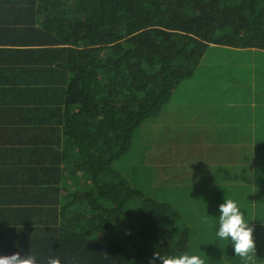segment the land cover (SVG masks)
<instances>
[{
    "label": "trees",
    "instance_id": "obj_1",
    "mask_svg": "<svg viewBox=\"0 0 264 264\" xmlns=\"http://www.w3.org/2000/svg\"><path fill=\"white\" fill-rule=\"evenodd\" d=\"M213 45L242 51L228 50L212 75L194 74ZM247 48L264 50V0H0V109L30 117L33 125L44 119L56 123L40 133L33 130L30 165L17 161L1 167L0 255L32 253L38 264L50 258L61 264H160L155 254L191 250L205 264H248L207 225L218 215L208 201L225 198L221 156L213 155L215 165L192 174L205 182L197 214L207 226L191 231L183 210L148 197L139 188L143 182L131 179L138 165L157 164L160 156L178 163L171 152L174 144L177 150L185 146L181 135L166 133L172 143L152 141V152L134 153L132 182L122 171L143 123L180 92L189 97L201 84L203 104L190 105L196 113L223 109L224 93L248 100L252 68L232 53ZM260 67H254L257 75L263 74ZM189 79L192 85L182 89ZM259 105L255 115L264 113ZM235 112L243 114L235 122L241 127L252 116L249 109ZM257 121L263 131L257 138L261 163L264 119ZM239 134L250 137L246 130ZM217 137L224 140L220 133ZM17 148L16 153L24 151ZM186 156L192 154L184 149L178 160ZM174 168L181 171L177 177L187 172L184 163ZM249 182L240 172V196L249 194ZM259 205L256 218L264 220ZM211 233L221 244L205 243L214 239ZM252 264H264V247Z\"/></svg>",
    "mask_w": 264,
    "mask_h": 264
},
{
    "label": "crops",
    "instance_id": "obj_2",
    "mask_svg": "<svg viewBox=\"0 0 264 264\" xmlns=\"http://www.w3.org/2000/svg\"><path fill=\"white\" fill-rule=\"evenodd\" d=\"M215 48L223 49L222 53H228V50H240L242 49H230L226 46H219V45H213L211 48L208 49L212 50ZM244 50L246 52H244ZM243 52H232L237 53L234 54L236 56L242 55V66L247 67L251 66L252 63H258L261 64V71L262 75H257L256 72H251V78L249 80L250 84V90L248 93V100L240 99L236 100L233 99L231 96H228L227 93H224V98H222V103H220V106H225L223 109H218L216 112L212 111L209 114H216L219 111V115L221 117V124L216 126V128L210 127L208 125H204L202 131L200 130L198 134L193 135L192 138H189L187 136V132L183 131V128H175L174 132L182 134V143L185 145L184 147L177 150V144H174V152H171L173 155L176 156L178 159L182 151L184 149L189 150V153L192 154V156L197 154V161L203 162L202 165H197L194 162V166L192 169V173H184L182 176L177 177L176 176V170L173 166V163L170 162L169 165L171 167L167 168V170L171 171L172 176L169 179H164L161 183L164 184L166 190L170 192L171 197H176L175 193L173 192H185V196H177V197H186L189 194L195 192L196 196L199 197L202 192V187L205 186V182L203 179L194 180L192 179V174L198 172V167H202L205 169L206 167H211V158L213 155H219L222 157V168L225 170L227 176V180H225V184L222 186V188L226 189L225 192V198H232L235 200L238 205L241 206V210L245 212V216L247 219H249V224L253 223V235L256 239L261 237L262 230L264 229V220H259L256 218L258 214L260 213V209L256 208L258 206V202L261 206H264V161L261 163L259 162L261 159V150L257 147V138L259 133V130H262L261 124L257 121L258 119L262 118L264 119V113L260 115H255V107L262 103L260 105L264 106V62L261 63L260 60H263L264 58V50L255 49V48H247L244 49ZM206 51V52H208ZM205 52V54H206ZM227 55H225L226 57ZM249 60V61H247ZM199 67V66H198ZM194 71V74L201 75L205 72H201L199 68ZM260 71V72H261ZM183 81L181 84H183L182 89L187 90L189 86L192 84L188 81ZM187 84L185 85V83ZM7 86V85H6ZM201 86V85H200ZM259 93V98L255 100L253 97L255 96V93ZM188 96V94H187ZM186 96V93L184 91L180 92L179 95L173 96L168 102L161 108V110L158 112V114L154 115L153 117H159V115H162L163 122H167V125L169 126L172 123V115L174 109L179 112V114L183 115L180 108V105L177 101V99L186 98L187 100H190L191 95L189 97ZM260 100V101H259ZM195 105V104H191ZM259 105V106H260ZM165 106H169L173 109L172 112L166 113L163 111ZM243 110L247 111L249 109L251 111L252 116L250 117L248 122L244 124V126L241 127V125H235L237 120L241 118L243 115L242 113L238 112L236 113L235 110ZM184 116V115H183ZM185 116L181 119L182 122H184ZM209 123H212L211 121ZM56 123L54 122H46L45 119L43 123H37L33 125L31 123L30 117L26 118L23 117L21 114H17V112H12L10 115L9 113H6L4 111H1L0 109V171L1 167L4 168V166L9 165L10 163L14 164L19 162L18 165H30L32 156L30 154V150L32 149V144L29 141L30 137L32 136L33 130H35L36 133H40L42 130L55 128ZM167 127V126H163ZM264 129V128H263ZM241 130H246L247 133L250 132V137L247 136V134H239ZM238 132V135H237ZM222 135L224 137V140L220 141L218 139V135ZM171 134V133H170ZM23 135L22 139L19 143L17 137ZM256 135V136H255ZM263 135V134H262ZM259 135V136H262ZM4 136V137H3ZM3 137V138H1ZM172 137L168 135L167 139H164V143H172L171 141ZM186 144H185V142ZM191 144V146H189ZM171 145V144H170ZM170 145L165 146L164 151H167ZM43 147L42 145H38ZM218 146H223L222 149L224 151H221V149ZM17 147H20L19 149H23V152L16 153ZM27 149V151H26ZM181 151V153H180ZM209 151L210 154H204V152ZM214 153V154H213ZM248 154V156H246ZM42 156L43 154L40 153ZM264 155V154H263ZM262 155V156H263ZM240 157H244L246 159H241ZM216 158V157H215ZM162 161H166L164 158H162ZM190 166L188 164L187 168ZM246 169V172L244 171ZM187 170V169H186ZM163 172V171H162ZM240 172L242 174H245V177H249V186H250V192L247 194L245 191L243 193L244 196L241 195V186L236 183L238 181V178L240 177ZM9 174V172H7ZM15 174L17 176V179H23L24 175H21L17 171H15ZM188 174V175H187ZM186 176V177H185ZM245 179V178H244ZM169 180V181H167ZM174 184V185H173ZM173 185V186H172ZM230 191V195H229ZM161 193V191H160ZM219 197V195H218ZM217 197V199H218ZM217 199H214V202H209V206H214L215 209H218L219 205L223 202V200H219L217 203ZM215 203V204H214ZM263 203V204H262ZM193 206L195 207V214L200 210L199 207H197V203L192 202ZM259 205V206H260ZM244 207L245 209H242ZM198 215V214H197ZM186 217V214H185ZM200 218V215H198ZM187 218V217H186ZM203 223V224H202ZM198 226H207L205 225V222H202ZM196 226V227H198ZM214 225L210 227L214 228ZM194 227V228H196ZM207 229V228H206ZM264 241V240H263ZM260 244L256 246V253L252 257V263L256 259L257 250H259V247H264V243L259 242Z\"/></svg>",
    "mask_w": 264,
    "mask_h": 264
},
{
    "label": "rangeland",
    "instance_id": "obj_3",
    "mask_svg": "<svg viewBox=\"0 0 264 264\" xmlns=\"http://www.w3.org/2000/svg\"><path fill=\"white\" fill-rule=\"evenodd\" d=\"M223 49H219V48H215L212 50H209L207 52V54L203 55L200 63L198 64V66H196V68L193 70V72L197 69V67L199 68V70L201 72H208L209 75H212L213 72L217 69H220V66H222L224 64V59H225V55L222 53ZM249 61V60H247ZM251 68L252 71L256 72L254 70V67L258 66V63L256 62L255 64L251 63ZM251 74V73H250ZM200 79V78H198ZM197 80V79H196ZM191 81V80H190ZM188 81V82H190ZM187 84V82L185 83V85ZM201 84L197 83V87H195V91L191 94V98L190 100H187L186 98H181V99H177L179 105H180V110L182 112V114L185 116V120L184 122L181 121V119L184 117L183 115L179 114V112L177 110L169 107V106H165V108L163 109L164 112H172L173 111V115L171 117L172 119V123L168 126L167 122H163L162 120V115H159V117H151L149 118L146 122L143 123L142 125V132L139 131L138 134H136L137 138H136V142H135V150L129 154L127 156V158L125 159L126 161L124 163H122V171L123 174L128 178V180H130V176L129 173H131V168L134 166V157H137L134 153L136 154H148L150 152H152V141H154V143H159L162 145H165L166 143H164V136L166 133H171V135L173 134V136L175 135L174 133V129L175 128H183V131L187 132V136L189 138H192L193 135L198 134L199 131L203 129L204 125H208L210 127L216 128V126L221 124V117L219 115V111L216 114H205L203 112H199L196 113L192 112V110H190V105L193 104V102L195 101L197 103V106H201L203 104V96L200 93V90L198 88V86H200ZM212 123H209V122ZM163 126H167V127H163ZM143 133V135H142ZM180 135H182L180 133ZM176 137V136H175ZM149 139V140H148ZM142 140H144V142H142ZM145 140L147 141V145H145ZM185 142V141H184ZM186 144V142H185ZM189 146H191V144H189ZM197 154H195L193 156H186L184 158V161H181L180 159L178 161V163L173 164L176 166H182V163L186 164V168L188 166V164H190V166L187 168V172L188 173H192V169L194 166V162L197 165H202L204 164L203 162L197 161ZM181 161V162H180ZM146 161H144L145 164ZM170 161H162V157H159V162H149L145 165H150L149 167H141L140 165L137 166V170H135L134 174L135 176L133 178H131L132 180H140L143 183L139 184V188H142V190L145 188V190H143L145 193H147L148 197H152L155 198L159 201H168L169 203L172 204V206L180 213L182 214L183 212L185 214L183 216V219L185 221L186 226L189 228V230L191 231V229L193 230L194 227L198 226L199 224H201L202 222L200 221V218L198 217V215L194 216V211H195V207L193 206L192 202L197 203V207H199L200 209L201 204L203 202L202 198H198L196 196V193L193 192L191 194H189L186 197H177V196H185V193L182 192H173L175 193L176 197H169L170 196V192L168 190H166L165 186L163 183H161L164 179H169L172 176L171 171L167 170V168L171 167V165H169ZM158 166V168H160L158 171L159 172H155L153 171L152 173H145V171L150 170V167H152V169ZM176 170V169H175ZM163 171V172H162ZM204 169L202 167H198V172H203ZM129 172V173H128ZM181 171H177L176 170V174H180ZM188 175V174H187ZM186 177V176H185ZM131 181V180H130ZM169 181V180H167ZM132 182V181H131ZM134 182V181H133ZM174 185V184H173ZM172 185V186H173ZM152 188H154L151 190ZM156 188V189H155ZM161 191V193H160ZM183 210V212H182ZM217 212V209H216ZM218 213V212H217ZM203 224V223H202ZM207 225H214V233L216 232V226H215V222L209 223ZM254 224L251 223L250 226H253ZM214 233L212 237L214 239H209L210 237H207L205 243L208 245H213V246H217L219 244H221V242L218 239H215V235ZM254 241H255V249L256 246L259 245V241L258 239H256L253 235ZM223 241V240H221ZM243 259V258H242ZM241 263V262H240ZM245 264V262H244Z\"/></svg>",
    "mask_w": 264,
    "mask_h": 264
},
{
    "label": "clouds",
    "instance_id": "obj_4",
    "mask_svg": "<svg viewBox=\"0 0 264 264\" xmlns=\"http://www.w3.org/2000/svg\"><path fill=\"white\" fill-rule=\"evenodd\" d=\"M217 212L216 237L219 240L230 241L234 254L243 258L248 264H252V257L256 253L253 238L254 229L250 226L249 219L241 210V206L231 198L223 199ZM155 256L159 259L160 264H205V259L191 250L176 255L160 256L155 254ZM0 264H38V257L32 253L22 257L19 252L0 255ZM48 264H61V262L58 258H50Z\"/></svg>",
    "mask_w": 264,
    "mask_h": 264
}]
</instances>
